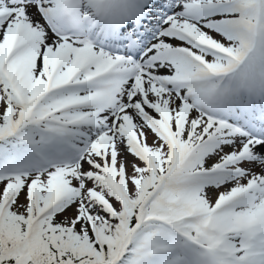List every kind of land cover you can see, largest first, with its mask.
Masks as SVG:
<instances>
[{
  "label": "snow or ice",
  "instance_id": "snow-or-ice-1",
  "mask_svg": "<svg viewBox=\"0 0 264 264\" xmlns=\"http://www.w3.org/2000/svg\"><path fill=\"white\" fill-rule=\"evenodd\" d=\"M0 264H264V0H0Z\"/></svg>",
  "mask_w": 264,
  "mask_h": 264
}]
</instances>
